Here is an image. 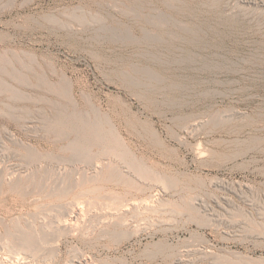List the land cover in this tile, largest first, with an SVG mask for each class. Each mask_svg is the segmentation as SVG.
Wrapping results in <instances>:
<instances>
[{
	"label": "rangeland",
	"instance_id": "374dc122",
	"mask_svg": "<svg viewBox=\"0 0 264 264\" xmlns=\"http://www.w3.org/2000/svg\"><path fill=\"white\" fill-rule=\"evenodd\" d=\"M0 70V264H264V0H0Z\"/></svg>",
	"mask_w": 264,
	"mask_h": 264
},
{
	"label": "bare ground",
	"instance_id": "6f19581e",
	"mask_svg": "<svg viewBox=\"0 0 264 264\" xmlns=\"http://www.w3.org/2000/svg\"><path fill=\"white\" fill-rule=\"evenodd\" d=\"M160 16H161V15H160ZM160 16H159V17H160ZM11 45H12V44H11ZM10 50H11V49H10ZM15 51H16V50H15ZM6 52H7V51H6ZM4 53H5V51H4ZM4 53H3V54H4ZM10 53H11V52H10ZM3 54H2V55H3ZM5 55H6V54H5ZM13 55H14V54H13ZM6 56H7V55H6ZM6 56H5V57H6ZM8 58H9V57H8ZM14 58H15V56H14ZM16 58H17V57H16ZM3 60H4V59H3ZM4 61H5V60H4ZM6 61H7V60H6ZM2 63H4V62H2ZM22 64H23V63H22ZM2 66H5V65H2ZM10 67H13V66L11 65ZM3 68H4V67H3ZM5 69H6V68H5ZM14 69H15V68L13 67V70H14ZM17 70H18V69H17ZM0 71H3V70H0ZM9 71H10V70H9ZM19 71H20V70H18V72H19ZM6 72H7V69H6ZM2 73H3V72H2ZM8 74H9V73H8ZM8 74H7V75H8ZM11 74H12V73H10V75H11ZM10 75H9V76H10ZM20 75H21V74H20ZM20 75H19V77H20ZM148 76H149V75H148ZM1 79H2V78H1ZM12 79L14 80V77H13ZM19 79H20V78H19ZM19 79L17 78V81H18ZM0 81H1V80H0ZM19 82H20V81H19ZM133 83H134V82H133ZM1 84H2V83H1ZM1 84H0V85H1ZM5 84H6V83H5ZM10 84H11V83H10ZM11 85H12V84H11ZM11 85L8 84L7 86H11ZM1 86H2V85H1ZM3 86H4V85H3ZM9 88H10V87H9ZM6 89H7V87H6ZM11 89H12V88H11ZM57 89H58V88H57ZM4 90H5V89H4ZM13 90H14V88H13ZM13 90H12V91H13ZM16 90H17V89H16ZM55 90H56V89H55ZM58 90H59V89H58ZM59 91H60V90H59ZM14 92H15V90H14ZM14 92H12V93H14ZM16 93H19V92H16ZM27 94H28V93H27ZM15 95H16V94H15ZM15 95H14V96H15ZM24 95H25V94H24ZM30 95H31V94H30ZM19 96L21 97V94H19ZM15 97H17V96H15ZM29 98H31V97H29ZM29 98H28V99H29ZM33 98H34V97H33ZM16 99H17V98H16ZM24 99H26V98L24 97ZM28 99H27V100H28ZM38 99H39V98H38ZM124 99H125V98H124ZM18 100H19V98H18ZM35 100H36V99H35ZM29 101H30V100H29ZM31 101H32V100H31ZM19 102H20V101H19ZM39 102H40V101H39ZM96 122H97V121H96ZM93 123H94V122H93ZM90 124H91V123H90ZM196 124H197V123H196ZM88 126H89V125H88ZM94 126H95V125H94ZM94 126H93V127H94ZM89 127H90V126H89ZM93 127H91V128H92V132H93ZM95 127H96V126H95ZM95 127H94V128H95ZM88 129H90V128H88ZM97 129H98V128H97ZM113 130H114V129H113ZM89 131H90V130H89ZM111 131H112V130H111ZM104 132H105V131H104ZM108 132H109V131H108ZM112 132H114V131H112ZM150 132H152V131H150ZM154 132H155V130H154ZM93 133H94V132H93ZM106 133H107V132H106ZM104 134H105V133H104ZM111 134H113V133H110V135H111ZM152 134H153V132H152ZM156 134H157V133H156ZM105 135H106V134H105ZM107 135H108V134H107ZM114 136H115V135H114ZM114 136H113V137H114ZM158 136H159V135H158ZM111 137H112V136H111ZM111 137H110V138H111ZM103 138H105V136L102 137V139H103ZM106 139H107V138H106ZM113 139H114V138H113ZM116 139H118V138H116ZM116 139H115V140H116ZM107 141H108V139H107ZM118 141H119V140H118ZM110 142H112V141H110ZM116 142H117V141H116ZM161 142H162V141H161ZM75 143H76V142H75ZM157 143H158V141H157ZM159 143H160V142H159ZM109 144H110V143H109ZM111 144H112V143H111ZM117 144H118V143H117ZM155 144H156V142H155ZM162 144H163V143H162ZM77 145H78V144H77ZM77 145H76V146H77ZM80 145H81V144H79V146H80ZM113 145H114V143H113ZM118 145H119V144H118ZM120 145H121V144H120ZM120 145H119V146H120ZM71 146H72V144H71ZM83 146H84V145H83ZM116 146H117V145H116ZM121 146H122V145H121ZM121 146H120V148H122ZM158 146H159V144H158ZM163 146H164V145H163ZM165 146H166V145H165ZM110 147H111V146H110ZM70 148H71V147H70ZM74 148H75V147H74ZM76 148H78V146H77ZM80 148H81V147H80ZM113 148H114V147H113ZM113 148H112V149H113ZM115 148H116V147H115ZM26 149H27V148H26ZM82 149H83V148H82ZM112 149H111L110 151H112ZM73 150H74V149H73ZM75 150H76V149H75ZM126 150H127V149H126ZM27 151H28V150H27ZM77 151H78V149H77ZM113 151H114V150H113ZM124 151H125V149H124ZM124 151H120V152L124 154ZM28 152H29V151H28ZM128 153H129V152H128ZM117 154H118V152H117ZM123 154H122V155H123ZM125 155H126V153H125ZM125 155H124V156H125ZM118 156H119V154H118ZM120 156H121V155H120ZM124 156H121V158L124 157ZM126 156H127V155H126ZM126 156H125V158H127ZM131 157H132V155H131ZM133 158H134V157H133ZM133 158H132V159H133ZM123 159H124V158H123ZM127 159H130V158H127ZM134 159H135V161H136V157H135ZM134 159H133V160H134ZM133 160H131V162H132ZM139 160H140V159H139ZM122 161H123V160H122ZM122 161H121V162H122ZM127 162H128V161H127ZM136 162H137V161H136ZM140 162H142V161L140 160ZM97 164H98V163H97ZM106 164H107V163H106ZM130 164H131V163H130ZM130 164H129V165H130ZM139 164H141V163H139ZM142 164H143V163H142ZM142 164H141V165H142ZM123 165H125V164H123ZM129 165H128V167H129ZM134 165H135V164H134ZM141 165H140V166H141ZM144 165H145V164H144ZM97 166H98V165H97ZM101 166H102V165H101ZM132 166H133V164H132ZM110 167H112V166H110ZM137 167H138V166H137ZM99 168H100V167H99ZM121 168H122V167H121ZM135 168H136V167H135ZM135 168H134V169L132 168V169L135 170ZM139 168H140V167H139ZM142 168H144V167H142ZM142 168H141L140 170H142ZM94 169H95V168H94ZM129 169H130V168H129ZM132 169H131V170H132ZM137 169H138V168H137ZM144 169H146V168H144ZM146 170H147V169H146ZM94 171H95V170H94ZM117 171H118V170H117ZM148 171H149V170H148ZM110 172H111V171H110ZM133 172H134V174H135L136 171H133ZM143 172H144V171H143ZM95 173H96V172H95ZM138 173H139V172H138ZM148 173H149V172H148ZM178 173H179V172H178ZM120 174H121V172H120ZM141 174H142V173H141ZM144 174H145V173H144ZM146 174H147V171H146ZM149 174H150V173H149ZM149 174H148V175H149ZM112 175H113V174H112ZM121 175H122V174H121ZM142 175H143V174H142ZM118 176H119V175H118ZM136 176H137V175H136ZM138 176H139V175H138ZM146 176H147V175H146ZM159 176H160V175H159ZM83 177H85V176H83ZM89 177H90V176H89ZM92 177H93V176H92ZM94 177H96V176H94ZM123 177H125V176H122V178H123ZM144 177H145V176H144ZM96 178H97V177H96ZM118 178H119V177H118ZM139 178H141V177H139ZM157 178H158V177H157ZM166 178H167V177H166ZM168 178H169V177H168ZM120 179H121V178H120ZM123 179H124V178H123ZM129 179H130V178H129ZM169 179H171V178H169ZM12 180H13V179H12ZM127 180H128V179H127ZM156 180H157V179H156ZM160 180H162V179H160ZM125 181H126V180H125ZM130 181H131V180H130ZM135 181H136V180H135ZM166 181H167V180H166ZM166 181H165V182H166ZM128 182H129V181H128ZM169 182H170V181H169ZM133 183H134V181H133ZM131 186H132V185H131ZM136 186H137V185H136ZM65 189H66V188H64L63 190H65ZM57 190H58V189H57ZM55 191H56V190H55ZM59 191H60V189H59ZM61 192H62V191H61ZM65 192H66V191H65ZM57 193H58V192H57ZM57 193H56V194H57ZM63 193H64V192H63ZM132 202H134V201H132ZM132 204H133V203H132ZM135 204H136V203H135ZM126 205H127V203H126ZM128 205H129V204H128ZM63 206H65V205H63ZM63 206H62V207H63ZM79 206H80V205H79ZM121 206H122V204H120V206H117V207H121ZM123 207H125V206H123ZM123 207H122V208H123ZM134 207H136V206H134ZM134 207H133V208H134ZM64 208H65V207H64ZM68 208H69V207H68ZM71 208H72V207H71ZM75 208H76V207H75ZM77 208H78V207H77ZM125 208H126V207H125ZM59 209H60V208H59ZM69 209H70V208H69ZM127 209H128V208H127ZM131 209H132V208H131ZM63 210H64V209H63ZM66 210H67V207H66L65 211H66ZM72 210H73V209H72ZM117 210H118V209H117ZM120 210H121V209H120ZM128 210H129V209H128ZM65 211H64V212H65ZM113 211H115V210H113ZM66 212H67V211H66ZM69 212H70V211H69ZM116 212H118V211H116ZM122 213H123V212H122ZM78 214H79V213H78ZM67 215H68V214H67ZM111 215H112V214H111ZM77 216H78V215H77ZM118 216H119V215H118ZM114 217H115V216H114ZM119 217H120V216H119ZM119 217H118V218H119ZM121 217H122V216H121ZM121 217H120V218H121ZM60 219H61V218H60ZM65 220H66V219H65ZM65 220H63V221H65ZM68 220H71V219H68ZM108 220H111V219H108ZM106 221H107V220H106ZM116 221H118V220H115V222H116ZM60 222H62V220H61ZM65 222H66V221H65ZM68 222H69V221H68ZM57 223H58V222H57ZM57 223H56V226H57ZM119 223H120V222H119ZM65 224H66V223H65ZM65 224H64V226H65ZM67 224L69 225L70 223H67ZM67 224H66V225H67ZM71 224H72V223H71ZM103 224H104V223H103ZM117 224H118V223H117ZM121 224H122V221H121ZM121 224H120V225H121ZM68 225L65 226V227H68ZM59 226H60V225H59ZM72 226H74V225L72 224ZM76 226H77V225H76ZM69 228H71V225H70ZM72 228H74V227H72ZM65 229H66V228H65ZM62 230H63V228H62ZM69 230H70V229H69ZM68 232H69V231H68ZM70 232H71V230H70ZM23 233H24V232H23ZM24 234H25V233H24ZM27 235H28V234H27ZM25 236H26V234H25ZM25 236H24V238H25ZM26 237H27V236H26ZM28 237H29V236H28ZM22 238H23V236H22ZM24 238H23V239H24ZM25 239H26V238H25ZM25 239H24V240H25ZM27 239H28V238H27ZM27 239H26V240H27ZM24 240H23V241H24ZM20 241H21V240H20ZM28 241H29V243H30V238H29V240H27V242H28ZM27 242H24V243H27ZM20 243H22V242H20ZM30 244H33V243H30ZM28 245H29V244H28ZM28 245H27V246H28ZM43 245H44V244H43ZM22 246H23V243H22ZM31 246H32V245H31ZM31 246H30V247H31ZM25 247H26V246H25ZM30 247H29V248H30ZM34 247H35L34 249H36V246H34ZM37 247H38V246H37ZM40 247H41V246H40ZM23 248H24V247H23ZM31 248H33V247H31ZM31 248H30V249H31ZM34 249H33V250H34ZM38 249H40V248H38ZM25 252H26V251H25ZM34 252H35V250H34ZM37 252H38V251H37ZM35 253H36V252H35ZM30 254H31V253H30ZM32 254H33V253H32ZM235 254H236V253H235ZM237 254L239 255V253H237ZM244 255H245V254H244ZM247 255H249V254H247ZM18 256H19V255H18ZM18 256H17V257H18ZM24 257H25V256H24ZM24 257H23V258H24ZM239 257H241V256H239ZM249 257H250V256H249ZM19 258H20V257H19ZM240 259H241V258H240ZM251 259H252V258H251ZM257 259H258V258H257ZM257 259H256V260H257ZM230 260H231V258H230ZM249 260H250V259H249ZM249 260L247 261V264L249 263ZM228 261H229V260H228ZM228 261H227V262H228ZM234 261H235V260H234ZM239 261H241V260H239ZM243 261H244V258H243ZM251 261H252V260H251ZM22 262H23V261H22ZM25 262H26V261H25ZM232 262H233V261H232ZM252 262H253V261H252ZM255 262H256V261H255ZM258 262H259V261H258ZM13 263H14V262H13ZM88 263H89V262H88ZM229 263H230V262H229ZM229 263H228V264H229ZM236 263H237V262H236ZM242 263L245 264L246 262H242ZM256 263H257V262H256ZM3 264H4V263H3ZM15 264H16V263H15ZM19 264H21V263H19ZM91 264H92V263H91ZM239 264H241V263H239ZM252 264H254V263H252ZM257 264H260V263H257ZM261 264H262V263H261Z\"/></svg>",
	"mask_w": 264,
	"mask_h": 264
}]
</instances>
